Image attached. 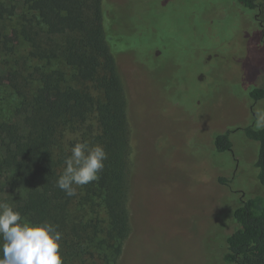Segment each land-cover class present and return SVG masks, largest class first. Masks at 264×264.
<instances>
[{"label": "trees", "instance_id": "trees-1", "mask_svg": "<svg viewBox=\"0 0 264 264\" xmlns=\"http://www.w3.org/2000/svg\"><path fill=\"white\" fill-rule=\"evenodd\" d=\"M213 3L225 10V30L230 3L248 17L264 8V0ZM117 14L106 0H0V69L9 74L0 78V264H118L130 231L131 132L115 56L131 55L132 40ZM263 34L253 48L264 64ZM242 90L256 116L215 134L213 155L235 164L234 137H244L254 188L236 199L239 172L218 179L232 205L205 264H264V87Z\"/></svg>", "mask_w": 264, "mask_h": 264}, {"label": "rangeland", "instance_id": "rangeland-1", "mask_svg": "<svg viewBox=\"0 0 264 264\" xmlns=\"http://www.w3.org/2000/svg\"><path fill=\"white\" fill-rule=\"evenodd\" d=\"M209 1L106 0L132 40L131 55L115 56L131 132L130 231L118 264H205L206 243L211 247L224 207L232 205L218 179L230 182L239 172L236 199L239 188H254V148L246 139L234 137L235 164L228 153L213 155L212 141L251 122L252 103L237 92L264 87V64L253 48L264 8L248 17L230 3L225 30L224 8ZM0 78L7 82L8 72L0 69Z\"/></svg>", "mask_w": 264, "mask_h": 264}]
</instances>
